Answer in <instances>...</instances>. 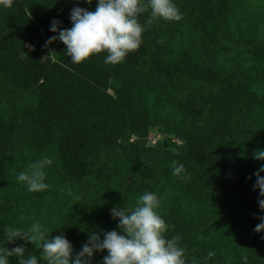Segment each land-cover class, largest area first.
<instances>
[{"label":"trees","instance_id":"16d2710c","mask_svg":"<svg viewBox=\"0 0 264 264\" xmlns=\"http://www.w3.org/2000/svg\"><path fill=\"white\" fill-rule=\"evenodd\" d=\"M173 2L182 19L148 25L150 10L141 14L142 43L118 64L107 53L73 63L61 41L45 46L58 35L54 19L69 29L72 9L94 11L98 0L0 6V246L46 264L34 244L5 241L6 227L39 221L74 258L90 232L123 234L111 210L152 192L186 264H264V231H254L264 216L254 187L264 165L254 156L264 150V0ZM151 126L166 136L147 145ZM44 157L49 188L30 192L17 176Z\"/></svg>","mask_w":264,"mask_h":264},{"label":"clouds","instance_id":"9594fccd","mask_svg":"<svg viewBox=\"0 0 264 264\" xmlns=\"http://www.w3.org/2000/svg\"><path fill=\"white\" fill-rule=\"evenodd\" d=\"M89 4L92 0H87ZM13 0H0V6L11 7ZM150 10V12H149ZM149 12L147 24L151 25L158 19L179 21L182 14L173 0H98L94 11L74 7L70 14L72 27L61 29V21L53 20L50 31L58 35L52 36L47 45L59 40L66 45V53L73 63H81L93 55L107 53L106 64H118L127 55L136 51L142 43L145 31L140 22L141 14ZM257 160H264V150L254 154ZM52 164L50 158L44 157L29 163L27 169L17 176V180L26 185L30 192H43L49 188L46 184L44 169ZM185 167L178 161L172 162V173L181 176ZM264 165L255 173V189L259 196L264 197ZM183 178L187 179L186 176ZM71 195V190H69ZM78 199V197H77ZM259 206L264 211V198L258 199ZM160 200L152 192L140 195L134 208H113V218L119 219V229L103 233V239L96 232L89 233V240L73 258V245L63 235L49 239L50 234L39 221L33 223L27 230L20 228H5V241L14 243L17 238L23 239L42 250L41 259L46 264H90L97 251L107 250L103 264H186V248L179 245L180 237L168 238L169 225L160 215L158 209ZM262 222L256 225L254 231H264V216L258 217ZM215 252L209 251L208 257H214ZM19 258V264H38L35 254L25 258V248L17 246L9 249L0 246V264H10L9 258ZM247 261V256L243 258Z\"/></svg>","mask_w":264,"mask_h":264},{"label":"rangeland","instance_id":"374dc122","mask_svg":"<svg viewBox=\"0 0 264 264\" xmlns=\"http://www.w3.org/2000/svg\"><path fill=\"white\" fill-rule=\"evenodd\" d=\"M29 49H32L33 48V45H28ZM114 83V82H112ZM110 92H112V89H109ZM147 135L150 136V139L147 140V145H151L153 139H163L166 135L164 133H162L159 129L158 126H151L148 128V132H147ZM5 141V140H3ZM3 150V142L0 143V152H2ZM163 155L169 159H174L176 156H177V149L176 148H172L171 151H166L163 153ZM227 176L232 178V179H236V175L231 172V171H228L227 172ZM27 252V251H26ZM29 255H32V253H28L27 256Z\"/></svg>","mask_w":264,"mask_h":264},{"label":"built area","instance_id":"2783aa9c","mask_svg":"<svg viewBox=\"0 0 264 264\" xmlns=\"http://www.w3.org/2000/svg\"><path fill=\"white\" fill-rule=\"evenodd\" d=\"M148 139H150V136H148ZM155 140H156V138H155V139H153L152 143H154V142H155Z\"/></svg>","mask_w":264,"mask_h":264}]
</instances>
